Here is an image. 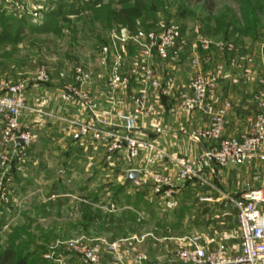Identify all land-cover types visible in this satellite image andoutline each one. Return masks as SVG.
I'll return each instance as SVG.
<instances>
[{
  "label": "rangeland",
  "instance_id": "obj_1",
  "mask_svg": "<svg viewBox=\"0 0 264 264\" xmlns=\"http://www.w3.org/2000/svg\"><path fill=\"white\" fill-rule=\"evenodd\" d=\"M118 1L0 0V94L8 86L24 82L28 110L42 115L44 121H57L61 131L73 138L64 118L95 116L110 122L116 118L120 123L116 125H122L120 115H134L138 125L147 121L149 115L135 113L133 97L146 89L144 76L148 68L162 82L181 74L192 94L200 71L205 76L216 74L217 87L223 92L229 88L230 77H234L232 84L236 85L251 76L254 81L250 89L254 94L264 93L260 82L264 75V0H214L212 8L197 0ZM135 14L139 17L132 25L119 22L120 17ZM170 25L180 31L177 54L169 59L159 57L155 49L149 56L143 54L142 45L150 40L140 33L160 36ZM206 39L212 46L208 51L201 47V41ZM218 44L232 46L233 51L219 50ZM195 58L199 59L197 65ZM117 62L128 87H120L113 97L110 93ZM78 68L87 74L85 80L78 79ZM42 69L48 72L49 80H39ZM70 90L87 94L96 105L94 113L82 101H66L63 96ZM128 92L133 95L132 108L118 114V95ZM176 92L172 95L178 99ZM156 96L155 101L163 103L166 95ZM208 96L205 108L209 107ZM127 100H123L124 105L129 103ZM217 106L215 110L225 107ZM53 108L54 113H59L54 114L57 117L47 115ZM32 132L34 142L28 156L36 154L37 161L26 162L22 167L14 161L11 168L0 161V250L12 248L26 264H86L82 250L88 248L99 257L95 264H128L131 257L125 258L119 250L130 246V242L109 240L110 236L102 234L108 231L89 221L100 204L105 208L103 217L131 215L130 210L118 209L128 205L137 193L126 190L131 184L124 187L126 167L120 168V177L119 168L110 163L106 166L107 177L101 178L102 171L95 163L98 153L121 152L104 151L91 137L79 148L77 143L82 140L74 138L75 145L65 146V141H58L55 136L46 138L41 125L32 128ZM67 153L78 154L80 160L90 157L91 170L87 172L84 161H79L74 177L67 175L62 160ZM39 161H43L41 170L37 168ZM22 168L25 172L18 174Z\"/></svg>",
  "mask_w": 264,
  "mask_h": 264
},
{
  "label": "crops",
  "instance_id": "obj_2",
  "mask_svg": "<svg viewBox=\"0 0 264 264\" xmlns=\"http://www.w3.org/2000/svg\"><path fill=\"white\" fill-rule=\"evenodd\" d=\"M169 77L173 78L174 85L169 93L163 97V103L155 101L156 94L161 92L159 90L153 91L152 88L149 89L147 115L149 117L151 115L152 119L146 118L147 121H143V124L140 121V125L133 131L136 137L153 141L169 153H175L186 158L198 157L206 148L211 146L212 142L198 141L194 138V134L197 129L210 125L212 112L218 107L217 105L221 106V104H224L226 108L224 137L241 136L251 131L254 116L258 110V97L262 94L261 92L254 94V91L250 89V84L254 81L253 77L247 76L243 80L237 81L239 84L236 85L232 84L234 77H230L228 90L223 92L218 85L216 90L209 93V107L186 114L179 110L178 105L184 96L192 94L190 84L185 82V77L182 76L181 78V74L175 78ZM189 90L190 93H187ZM175 92L178 99L173 97ZM55 94L53 93L52 96L56 98L57 95ZM118 96L116 105L117 109L119 107L118 110H121L118 114L132 108L133 95L131 93H121ZM126 99L129 103L125 102L128 104L124 105L123 100ZM99 101L101 103V100ZM218 101L220 104H217ZM57 107V105L54 106L55 110ZM54 108L52 111L48 110V116L59 114L54 113ZM41 117L42 115L27 110L23 114L22 122L31 130L41 125L42 134L45 133L46 138L55 136L54 139L58 141L64 140L65 146L77 143L68 133L61 131V125L57 121H44ZM40 120L44 122L39 123ZM112 121L115 125L120 124L116 118ZM112 121L111 123H113ZM50 122H52L51 125ZM1 126L2 118L0 115V131ZM116 126L122 127L124 125ZM85 140L87 139L78 141L77 148L85 144L83 142ZM87 142L94 143L93 141ZM101 148L105 151L103 147ZM125 155L123 152L121 155L98 153L97 156L95 155L97 159L95 163L97 168L102 171L101 178L107 177L106 166L110 163L116 164V168H119L117 170H120V177H122L121 171L123 170L120 168L126 167L124 170L126 180L131 170L137 171V177L130 183V188L126 187L128 186L126 183L124 186L126 190L133 189L137 193L132 196L128 205H122L121 208H118L119 210H130L131 215L128 217L127 214H120L121 216L117 217L115 214L110 215L109 218L103 217L105 211L102 209L105 208H101L102 204H100L99 209L95 210L97 216L93 215L95 218L89 219V221L108 231L102 234L103 236L104 234L110 236L111 239L109 240L118 241L122 239L130 242V246L119 250L125 258L131 257V261H127L128 264L180 263L177 253L182 247L189 244V238L193 236H199L200 245L208 252L220 249L225 256L231 258L241 253L238 208L234 200L239 199L243 193L252 189L264 192V160L256 158L239 166L221 167L214 165L208 171L210 185L192 182L185 185L173 196L168 197L154 192L151 174L174 173L175 169L172 165L159 162L149 164L145 155L137 159H131ZM36 157L38 156L34 154L17 159L15 164L18 163L22 167L26 162L37 161ZM89 158L86 159L85 157V159L80 160L78 154L71 153L62 156L67 175L74 177L75 164L79 161H84V165H86L84 168L89 172L91 170V167H88ZM42 162L39 161L40 164L37 165L40 170L43 167ZM23 171L24 168L20 171L17 170L18 174H23ZM61 204L63 205V203ZM261 208L264 212V203H262ZM121 231H124L121 235L117 234ZM104 264L107 263L104 262Z\"/></svg>",
  "mask_w": 264,
  "mask_h": 264
},
{
  "label": "built area",
  "instance_id": "obj_3",
  "mask_svg": "<svg viewBox=\"0 0 264 264\" xmlns=\"http://www.w3.org/2000/svg\"><path fill=\"white\" fill-rule=\"evenodd\" d=\"M147 37L150 42L143 44V54L149 56L153 50L162 59H169L176 55V42L180 36L179 28L170 25L165 31L157 36L154 33ZM219 50H232V46L224 44L216 45ZM203 50L212 48L211 43L206 39L201 41ZM106 51V49H105ZM106 60L105 57L103 59ZM195 65L199 59H194ZM78 79L85 80L87 74L82 68L77 69ZM39 80H49L48 72L42 69L39 72ZM146 89L133 97L135 113L147 115V103L149 89L159 90L167 95L174 85L173 78L168 77L162 82L153 69L145 71ZM112 92L115 93L120 87L127 88L128 81L120 74L119 62L114 68ZM260 82L264 85V75ZM218 78L216 74L203 75L200 71L193 82V94L183 98L179 102V110L182 113H190L201 110L206 106L208 93L217 87ZM75 97V98H73ZM63 98L71 103L83 102L91 113L96 108L95 103L85 93L70 90ZM29 109L27 100V85L24 82L14 83L7 87L4 93L0 94V115L2 126L0 131V161L3 165L11 168L14 161L28 156L29 148L34 142V134L23 122V114ZM45 114L43 110H37ZM66 129H69L76 140L92 138L110 153L125 152L131 159H137L145 155L149 164L169 163L175 169L174 173L151 174L153 190L157 194L173 196L185 185L192 182L210 185L208 171L219 165L239 166L247 161L256 158L264 160V93L258 97V110L255 115L252 129L249 133L241 136L224 137L226 126V108L216 109L211 115V122L208 127L199 128L194 134L198 141H211L212 144L203 153L195 158H186L175 153H169L148 139H141L133 134L138 127V119L134 115H120L123 122L122 127L116 126L110 121L101 120L95 116L92 119H63ZM234 203L238 208V224L241 237V253L234 257L225 256L220 249L208 252L199 243V236L189 238V244L182 247L177 258L180 263L174 264H264V212L261 205L264 203V192L258 189L246 191ZM83 260L86 264L98 263L99 257L91 249L82 250Z\"/></svg>",
  "mask_w": 264,
  "mask_h": 264
},
{
  "label": "trees",
  "instance_id": "obj_4",
  "mask_svg": "<svg viewBox=\"0 0 264 264\" xmlns=\"http://www.w3.org/2000/svg\"><path fill=\"white\" fill-rule=\"evenodd\" d=\"M125 1L126 0H119L118 3H123ZM197 1L203 3L208 8H212L213 6L212 3L214 0H197ZM138 17H139L138 14H135L133 17L131 16L129 18L120 17L119 22L125 25H132L134 20H136ZM94 218H95L94 216L90 217L91 220H93ZM0 264H26V262L23 258H17L16 253L12 248H9V249L6 248L2 251L0 250Z\"/></svg>",
  "mask_w": 264,
  "mask_h": 264
},
{
  "label": "water",
  "instance_id": "obj_5",
  "mask_svg": "<svg viewBox=\"0 0 264 264\" xmlns=\"http://www.w3.org/2000/svg\"><path fill=\"white\" fill-rule=\"evenodd\" d=\"M137 177V171L131 170L128 174L126 184L131 183Z\"/></svg>",
  "mask_w": 264,
  "mask_h": 264
}]
</instances>
